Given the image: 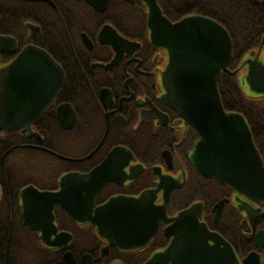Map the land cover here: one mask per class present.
Here are the masks:
<instances>
[{
	"label": "flooded vegetation",
	"instance_id": "1",
	"mask_svg": "<svg viewBox=\"0 0 264 264\" xmlns=\"http://www.w3.org/2000/svg\"><path fill=\"white\" fill-rule=\"evenodd\" d=\"M155 1L171 23L199 15L223 27L230 58L216 88L234 76L264 106L246 81L253 64L264 69V0H205L206 14L178 17ZM147 14L143 0H0V118L17 123L0 126V264H208L211 248L223 264H264V206L190 162L199 135L163 100L169 56ZM11 62L14 89L28 91L14 101L28 103L10 113ZM225 110L242 116L264 168V130ZM38 192L51 193L48 211ZM152 221L138 245L114 236L139 242Z\"/></svg>",
	"mask_w": 264,
	"mask_h": 264
},
{
	"label": "water",
	"instance_id": "2",
	"mask_svg": "<svg viewBox=\"0 0 264 264\" xmlns=\"http://www.w3.org/2000/svg\"><path fill=\"white\" fill-rule=\"evenodd\" d=\"M143 2L148 10L147 24L150 28V37L157 45L163 46L169 56L162 76L166 91L163 100L194 127L199 135V140L188 156L190 162L197 172L264 206V168L261 159L242 116L237 112L222 109L216 88L218 74L220 70H225L230 58V39L227 32L214 20L199 15L183 16L171 23L161 14L155 0ZM254 66L249 69L246 81L252 92L263 93L264 69L258 65ZM13 68L14 62H11L6 69L8 75L11 74V80L3 89L5 97L9 100L3 103V107L10 113L15 106H27L28 103L14 101L17 92L21 93V97L26 94L28 99V91L14 89ZM229 73L232 74L233 71ZM257 85L261 88H256ZM16 124L11 115L0 118V126L6 130L16 129ZM19 125L23 127L26 122L22 120ZM91 173L84 178H91ZM96 188V185H92L89 197L83 202L88 210ZM35 195L41 205L45 206L43 209L48 211L54 203L49 202L48 206L45 205L46 199L52 198L51 193L38 192ZM24 203V212H29V203L27 201ZM110 204L111 202H108L106 206ZM218 205H221V202ZM84 219L93 221L91 217ZM155 229L156 222H149L148 231L140 235L139 242H134L132 235L129 234L114 236L123 243V246L138 245L151 237ZM105 236L109 237L106 234ZM167 250L171 252L172 245ZM211 250L212 262L208 264H223L220 261V249ZM158 256L154 254L151 259Z\"/></svg>",
	"mask_w": 264,
	"mask_h": 264
},
{
	"label": "trees",
	"instance_id": "3",
	"mask_svg": "<svg viewBox=\"0 0 264 264\" xmlns=\"http://www.w3.org/2000/svg\"><path fill=\"white\" fill-rule=\"evenodd\" d=\"M161 8L168 14L178 17L188 12L206 14L205 0H157ZM234 76L223 73L217 81V88L224 109L242 113L255 131L264 130V106L262 103L250 101L245 93L236 87ZM261 144V138H259Z\"/></svg>",
	"mask_w": 264,
	"mask_h": 264
}]
</instances>
